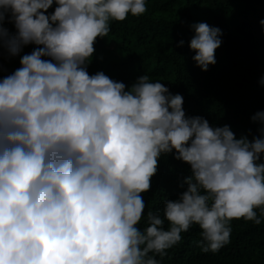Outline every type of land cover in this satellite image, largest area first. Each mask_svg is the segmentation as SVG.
Instances as JSON below:
<instances>
[{"label":"clouds","instance_id":"clouds-1","mask_svg":"<svg viewBox=\"0 0 264 264\" xmlns=\"http://www.w3.org/2000/svg\"><path fill=\"white\" fill-rule=\"evenodd\" d=\"M146 11V0H0V47L37 46L0 78V264H160L193 224L205 253L230 242L233 219L261 224L264 112L251 118L259 136L237 138L186 116L183 96L147 74L127 87L88 73L110 23ZM191 28L192 59L207 71L222 31ZM165 154L190 174L145 217L142 193Z\"/></svg>","mask_w":264,"mask_h":264},{"label":"trees","instance_id":"trees-1","mask_svg":"<svg viewBox=\"0 0 264 264\" xmlns=\"http://www.w3.org/2000/svg\"><path fill=\"white\" fill-rule=\"evenodd\" d=\"M146 8L143 15L129 14L123 22L110 23L108 36L94 44L88 73L102 71L127 87L147 74L152 82L159 81L172 94L183 96L186 116L203 117L213 127L228 125L237 138L259 136L261 125L251 118L264 112V26L260 24L264 0H146ZM200 22L222 31L216 63L207 71L196 65L195 52L189 47L195 34L191 25ZM3 27L9 34L16 32L7 18ZM36 47L26 45L15 56L0 47V78L19 68L20 57ZM189 174L188 164L173 154L162 155L151 190L142 193L145 217L149 210H162L165 199H176ZM256 212L260 217V209ZM168 226L165 221V229ZM139 227H144L143 221ZM231 229L227 245L205 253L198 246L201 229L193 224L178 244L156 259L160 264H264V217L259 225L233 219Z\"/></svg>","mask_w":264,"mask_h":264}]
</instances>
